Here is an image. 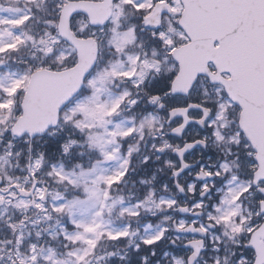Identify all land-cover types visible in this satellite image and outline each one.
Listing matches in <instances>:
<instances>
[{
  "label": "snow or ice",
  "instance_id": "6c2138e0",
  "mask_svg": "<svg viewBox=\"0 0 264 264\" xmlns=\"http://www.w3.org/2000/svg\"><path fill=\"white\" fill-rule=\"evenodd\" d=\"M57 7L60 9L58 19L45 20L44 23L48 27L43 35L37 38L27 32L17 34L16 30L23 28L36 18L37 13L45 10L43 0H26L24 7L17 8H5L0 5V11L12 12L15 17L13 19L0 17V57L18 51L29 42L45 56L56 52L62 40L70 41L71 47V51L56 56L55 67L41 63L29 67L19 75L10 73L0 77V131H7L10 128L14 136L23 135L25 132L30 136L36 133L43 134L50 125L57 126L63 120L65 124L71 123L84 133L89 147L98 149L105 161L121 159V143L136 134L143 139L145 128L152 129L156 117L148 113L143 115L138 123L133 122L132 127L124 128L122 124H116L109 130L107 126L112 123V117L118 114L122 104L127 101L129 108H132L138 101L132 98V93L127 89L111 102L102 101L100 97L107 91L106 84L114 79H121L130 81L134 88L140 90L150 74L160 76L165 72V75H170L171 78L167 81L169 87L163 96L177 92L188 95L193 82L203 74L204 78L216 85L218 103H189L187 107L171 108L170 117H183V122L175 126L173 131L180 133L189 122V109H200L202 116L198 123L207 125V128L212 130L211 136L217 141L225 140L224 129L229 128L231 133L229 141L241 147L243 154L251 160L250 179L235 189L229 188L219 204L215 205L214 211L206 213L209 223L194 227L186 226L181 220L176 231L206 234L211 228L219 230L223 227L225 235L229 232L232 237L246 234L245 247L252 246L257 252L254 264H264V220L253 219V215L261 217L264 216V212L257 211L244 215L241 207L244 194L253 186L255 191L264 193V0H117L116 3H113V0H103L102 4L95 5L89 0H62ZM77 9L87 11L94 24H104L109 16L112 17L115 27L112 28L113 35L109 44L117 55L127 57L129 67L122 70L125 61L117 60L91 79H87L91 95L61 115V106L85 83L86 73L95 62L98 52L95 33L88 36L77 35L70 28V19H75L72 14ZM126 11L134 12L141 17V23L146 28L151 26L155 29L150 33L151 42L161 49L162 55L155 48L151 50V55L143 49L135 54L128 53L127 49L136 44L137 25L132 24L126 31H118L119 20ZM162 13H166L163 18ZM80 32L83 33L84 29L81 28ZM2 63L3 60L0 59V64ZM147 100L160 108L165 107L160 94L148 93ZM96 128L103 131L97 133L94 131ZM198 142L204 143L203 140ZM75 143H77L75 140L65 143L62 146L63 151L68 153ZM110 145L115 147L112 151H107ZM186 147L192 148L193 144ZM156 150L162 151L161 148ZM132 154L133 149L129 148L127 156L131 157ZM43 160L41 154L35 161L34 168L30 170L33 177L32 187H35L36 171L41 168ZM129 162L127 157L124 158L122 170L109 176L97 175L91 183L83 182L81 178L94 173L96 165L91 169H81L79 173H65L62 168L58 170L55 166L48 172V175L53 176L58 183L66 181L73 187H82L83 192V198L76 197L64 204L52 205L51 212L57 215L67 214L71 218L74 209L80 205H85L89 201L100 204L91 222L73 220L72 223L79 231L64 234V239L71 244L75 245L77 241H81L88 246L67 253L74 258L71 264H90L87 257L94 254L93 250L100 239L118 241L129 235L127 229L118 232L107 230L103 221L105 210L110 213L116 203L115 201L113 205L106 203L110 199V190L113 185L124 179ZM220 169L228 173L231 168L229 164L224 163L220 165ZM213 174L220 177L221 170L204 171L206 177H212ZM7 179L9 183L0 188V193H7L15 198L16 193L9 191L10 188H15L25 196L32 194L30 188L12 182L10 177ZM237 179V175H232L228 182L231 184ZM101 183L105 185L103 189L100 188ZM209 191L208 184H204L203 192ZM47 194L46 188L37 189L32 201L19 200L15 207L27 208L29 204H33L51 218V212L43 203L35 202L36 198L44 201ZM53 199L64 197L63 194L57 193ZM5 202L11 201H6L5 196L0 195V203ZM164 203L168 208H172L175 201H161V204ZM139 207V204L136 205V208ZM192 208L202 210L205 204L200 201L194 203ZM258 208L264 210V198L258 197ZM181 211L186 212L187 209L182 208ZM120 215L135 218L140 212L124 208ZM195 223L193 221V225ZM22 224L23 221H20L19 224L12 225L13 230ZM89 234L92 238H88ZM164 235L165 232L161 231L156 236L143 240V244L154 245ZM20 242L21 237H17V245ZM188 245L194 251L187 257V261L188 264H193L203 246V240L192 239L188 241ZM65 247L67 248V245ZM31 253L23 257L17 253L18 264H39V253L34 244L31 246ZM112 255L114 253H105L107 257ZM8 259L12 264H17V260H13L12 256ZM43 259L48 264H66L63 260H57L54 252H50ZM101 260H104V257L98 256L97 261ZM171 260L172 264H185L181 258L172 257ZM247 261V256H243L239 264H247ZM214 264H221V258L217 257Z\"/></svg>",
  "mask_w": 264,
  "mask_h": 264
},
{
  "label": "rangeland",
  "instance_id": "374dc122",
  "mask_svg": "<svg viewBox=\"0 0 264 264\" xmlns=\"http://www.w3.org/2000/svg\"><path fill=\"white\" fill-rule=\"evenodd\" d=\"M26 0H0V5H3L5 8H17V7H22L20 6V4L22 2H25ZM0 17H8L9 19H13L14 14L12 12L9 11H0ZM124 17V16H122ZM120 18L119 20V28L118 31H126V30H121V26H122V19ZM133 16L128 17L127 21L132 22L133 20ZM135 20V19H134ZM76 23V28L79 30L83 28L84 32L82 33L85 36L91 35L90 32L91 30L89 29L88 26V22L87 20H85L84 18L80 17L78 19L75 20ZM47 26V25H46ZM115 27V25H113V23L111 22V25L108 26V28L104 31V32H97L98 34H102L104 35V37H107L108 41L110 40L111 36L113 35L112 33V28ZM17 34H19L21 31H19L18 29L16 30ZM81 33V32H80ZM94 32H92L93 34ZM95 34V37L98 34ZM30 35V34H29ZM35 37H39V36H35ZM143 37V36H142ZM7 39V38H5ZM107 39H104L105 41ZM147 39L144 38V44L146 43ZM30 47L31 44H30ZM109 50L113 49L114 53L115 49L110 46L109 44ZM139 47V45H138ZM153 48H157V52L160 53L162 55L161 49L158 48L157 45H155L154 43L150 42L148 45V49L144 50L147 51L149 53V55H151V50ZM36 49V48H35ZM139 49H141L139 47ZM37 50V49H36ZM138 50V48H137ZM142 50V49H141ZM67 51H71L70 47H62L59 49L60 54L61 53H67ZM74 54V53H73ZM129 54H133V53H129ZM51 55V54H50ZM117 60L120 61H125L124 63V68L122 70H127L129 65L127 63V57L124 55H118L117 59L114 61L116 62ZM113 62V63H114ZM112 63V61H111ZM102 71V70H101ZM99 71H97L92 77H94ZM10 73H16V74H21L18 72L13 71L11 66H8L6 62L3 61L2 64H0V77L5 76V74H10ZM165 72H162L160 76H155V75H149L148 78L145 79L144 81V85L143 88L140 90H137L138 94L137 96L140 97V100H138V97H136L138 104L136 106H133L132 108H129V105L127 103V101H125L124 104H122V108L119 110L118 114L115 115L114 117H112V123L108 124V129L112 130L116 124H122L124 128H128V127H132L133 126V122H139V120L142 118L143 115H146L148 113H152L153 116L156 117V113H154L156 111V109H152L149 107L148 105V100L145 101L143 99L144 95L146 92H149L151 94H161L164 90H165V80L166 78H171L170 75H165ZM91 77V78H92ZM90 78V79H91ZM119 81V82H117ZM119 83V88H118V92H117V83ZM157 85H160V88H157ZM129 87L126 86V80H121V79H114L112 80L111 83L106 84V88L107 91H105L100 99L102 101H109L111 102L112 100L116 99V97L122 93L123 90L127 89L129 91H131L134 87L132 86L131 83L128 84ZM113 89V90H112ZM202 89H199L197 92V95L201 96L204 94V91H206V93L208 92V94H211V92L209 91V89L207 87H204ZM115 90V91H114ZM91 95V89L88 88L87 91L85 92V94L78 98L77 100H75L73 102V104H71V107L75 106L76 103L80 102L81 100H84L86 97ZM140 106L139 108L137 106ZM137 109V110H135ZM133 111H135V115H133ZM139 116V119H138ZM95 132L100 133L103 130L96 128L94 129ZM191 133H195V130H191ZM211 136V134H210ZM133 137H136L137 141L139 142L138 147H137V151L141 150L140 146L144 144V138L140 139L139 135L136 134ZM118 139V138H117ZM131 138L126 139V142L124 144H121V148H120V156L121 159H114V160H108L105 161L104 158L102 159V161H100V163H96L95 165L96 167V171L94 173H92L90 176L88 177H83L81 178L83 182L86 183H91V180L95 179V177L97 175H104V176H109V175H113L116 171H120L122 170L121 168V164L123 162L124 158H129L127 156L128 153V149L132 148L131 144L128 143V141ZM227 140V139H225ZM234 146V144L231 143V147ZM115 147V145H110L107 147V151H112V148ZM148 149H151V144H149ZM230 148V147H228ZM96 149V148H95ZM98 152L99 150L96 149ZM100 153V152H99ZM133 156L135 155V153L132 154ZM101 157V156H100ZM103 157V156H102ZM147 157V156H146ZM144 157V164L147 160H145ZM132 158V156L130 157ZM147 159L149 160V157H147ZM217 160H220L219 156L217 155L216 159H213L212 162V168L211 169H215L217 163L224 164L227 163L229 164L230 168L235 171L236 169L231 165V161H230V154H227V152L224 154V159H221V162H217ZM249 162V160H248ZM233 163V162H232ZM220 165L216 168V170H221L220 169ZM58 170H60L62 168L63 172L65 173H79L80 171H66L64 169V167L62 166V164H56L54 165ZM155 169L154 167L151 168H145V170L142 173H138L136 174V169H131V176L129 175L128 178L126 179V182L124 185H122V187L118 190V193L120 196H111L110 195V199L108 201H106V203L108 205H113V201H115L116 203L113 205V210L109 213L107 210H105L104 215H103V221L105 222V227L107 230H111L113 232H118V231H123L125 229L128 230L129 235L127 237H122L119 239V241H123L121 243V246H117L114 245L116 244L115 241H110V240H104L105 243L102 247V254H100L99 250L94 249L92 255H89L87 257V259L90 261V264H170V261L172 259V257H176L179 258L181 256L184 255V250L182 247H177V245H182L186 242L185 238L180 237L177 233H175L174 229L168 228L167 227V222H163V216L164 215H170V211H172V208L176 205L177 201L178 202H182L181 206H183V204H188V201L185 202L182 197L181 198H177V201L171 199V198H163V196H168V187H167V183H166V178H167V174H163L161 173L160 177L158 175H156V173L154 172L153 175H156L155 180H153V182H155L156 180L162 185L163 189L161 191V195L162 197L156 201L159 202L161 204V201H175V204L172 208H168L167 204H161L162 206L166 207L168 209L167 213H160L159 210H154L152 207L153 202H146L145 198L143 197L144 195H146V193H137V189L135 188L136 186H139L138 191H141V189L144 187V189L147 191L148 187L146 185V179L148 178L149 175V170L150 169ZM197 172V170H195ZM194 172V173H196ZM193 172L189 173L190 176H188L189 178L194 174ZM225 175H228V173H225ZM141 176V177H140ZM166 176V177H165ZM140 177V178H139ZM237 177L238 179L235 182H232L231 184L225 180L222 177H218V179H216L215 181H210L207 183H203L200 186H197V182L196 181H190L189 183H194L196 185V191L193 192L192 194L189 195H195L200 194V189L203 187L204 184H208L209 188H214V192L211 195H208L207 198H205V200H195L193 199V203H197L200 201H203L205 206H207L208 211H214L215 205H218L220 201V199L224 196V194L229 190V188H237L238 185H240L242 182H247L245 180V178L241 177L238 173H237ZM11 178H13L11 176ZM75 178V177H73ZM6 185L9 183L8 179H5ZM183 180V182H182ZM180 180L179 182L182 183L183 186H186L189 183H184V179ZM12 181V180H11ZM133 181L134 184L131 185L129 184V187L132 189V191L134 193H137L139 195H124V190H125V186L128 185V182ZM186 182H188V180H186ZM66 184H68L65 181ZM211 185V187H210ZM69 186V193L72 196L71 198H68L64 195V193L61 192H54V191H50L48 194V197L46 198V202L50 209L52 205H59V204H64L69 200H72L76 197L79 198H83V192L82 189H76L74 187H72V185L68 184ZM172 186L175 189V185ZM105 187V185L103 183L100 184V188L103 189ZM40 189V188H38ZM116 189V187H115ZM171 189V188H170ZM57 193H61L63 194L64 199H58V200H54L53 196L56 195ZM176 193L177 190H176ZM0 195H2L0 193ZM153 195L155 196V193H153ZM141 197V198H137V197ZM101 197H102V193H101ZM245 197H248V199L246 200ZM243 198V200L247 201V205H245L246 202L242 201V209H244L245 207L248 208L249 211L252 210L253 206H257L258 205V196L256 194V192H252L249 196H245ZM197 199V198H196ZM11 201L10 203L5 202L2 205H0V219H4L5 217H7L8 214H10L13 209L16 210L17 212L20 211H24L26 208H17L15 207V205L17 204V202L19 200H24L26 202H29L30 200H26V199H21V198H13L11 196H9L6 201ZM37 203H43V201H40L37 198ZM45 203H43L45 205ZM140 205L139 208H136V205ZM31 204H29L30 206ZM29 206L27 208H29ZM100 208V204L98 202L95 201H89L87 204L85 205H80L78 206L76 209H74V213L71 216V218L69 217L68 223L71 225L73 224L72 221L76 220V221H84L85 223H89L92 221L93 216L95 214V212L97 210H99ZM124 208H130L136 211H139L141 215H139L138 217L135 218H131L128 217L127 215L121 216L120 212L122 209ZM39 210L38 213L40 215L36 216H40L43 214V211H41V209H37ZM176 215L174 217V219H179L180 221L183 220L185 222V225L191 224L193 223L194 220H192L193 218H188V217H184L181 218L179 216L178 210L175 211ZM255 213V212H254ZM253 213V214H254ZM25 214V213H24ZM67 216V214H62V215H57L55 214L56 218L59 217H64ZM19 216V214H18ZM26 218H23L22 220H24L25 222H28L26 220H30V221H35L34 217H32L29 219L28 215L25 214ZM39 218V217H38ZM152 220H151V219ZM258 217H255V215H253V219H256ZM118 219L122 220L120 221L121 223L118 222ZM40 221V219H38ZM23 221V222H24ZM55 222L57 220H54ZM208 220H197L195 221L196 225L199 227L201 224H205V222H207ZM29 223V222H28ZM120 224V225H119ZM75 226V225H74ZM68 225L65 224L64 222H61V220H59L58 222H56L54 224V231L55 232H60L62 239H64V234H74L75 232L79 231V229L75 227H72L71 229L67 228ZM161 231L165 232V235L161 238V240L157 241L154 245H144L143 244V240L145 239H149L152 238L154 236H156L158 233H160ZM225 231V229H223L222 231H213L210 232V237L207 239V244H209L208 246V250L202 255L203 259V264H213L211 257H213L214 255L217 257H220V255H222L223 253H227L228 250H225V248H227L225 239L223 237V232ZM24 237L27 236V229L26 227H24ZM242 236H246V234L242 235ZM217 237H219V239H217ZM88 238H92V235L89 234ZM189 238V237H188ZM191 239V238H190ZM67 241V240H66ZM118 241V242H119ZM69 242V241H68ZM176 243V246L173 244ZM77 247H74L75 249H85L88 246L84 243H82L81 241H77L75 244ZM98 245V244H97ZM37 248V247H36ZM74 250V249H73ZM131 250V257H127L124 253H127ZM37 252L39 253V260L40 263L39 264H48V262H46L43 257L48 256L50 253L45 252L44 250H38ZM106 252H111L114 253V255H112L111 257H107L105 256ZM104 257V260L101 261H97V257ZM55 258L57 260H63L66 262V264H71L72 259H74L73 257L70 256H66L64 259H60L59 257H57L55 255ZM123 258V259H121ZM145 258L146 261H145ZM241 258V257H240ZM215 262V261H214Z\"/></svg>",
  "mask_w": 264,
  "mask_h": 264
},
{
  "label": "trees",
  "instance_id": "16d2710c",
  "mask_svg": "<svg viewBox=\"0 0 264 264\" xmlns=\"http://www.w3.org/2000/svg\"><path fill=\"white\" fill-rule=\"evenodd\" d=\"M60 3H62V0H43L45 10L37 13L36 18L32 19L30 22L25 24L23 28H19L18 30L21 32H27L28 34L33 36L43 35L44 30L48 27L46 26L44 21L49 19H58V13L60 9L57 7V5ZM25 5L26 1L20 4V6L22 7H24ZM80 17L86 20L83 15L76 16L75 19H73L72 26L77 35H83L75 27V20ZM30 44L31 42H29L26 46L21 47L18 51H14L9 55L0 57V59L6 62L8 66H11L13 71L23 73L29 67H35L37 64L41 63L53 65L54 67L57 66L56 56L60 55L59 49L62 47H67V45L62 40L61 44L57 46L56 52L51 55L45 56L42 52L37 51L33 47H30ZM73 55H75V53ZM227 131H230L229 128L227 129ZM72 140L77 141V143L72 145L68 153H65L62 146ZM237 151L238 150L234 148L235 154L237 153ZM8 153L11 154L8 155ZM41 154L43 155L44 160L42 162L41 168L36 171V179L41 185L48 187L50 191H59L61 193H64V195L68 198L72 197L69 193L68 184H66L65 182L58 183L53 176H49L48 172L51 170V168L56 164H62L66 171H80L81 169H90L93 163L100 158L99 152L95 148L89 147V143L85 134L81 133L76 127L73 126V124H65L63 120H61L59 126L56 129L47 132L44 136L35 138L33 141L29 140L28 137H14L11 129L9 128L7 131H0V157L3 158L0 159V176L3 177L4 185L6 186L7 182L5 179L8 177L11 178L12 176V182L19 183L25 188H30L31 179L29 178V165L31 164L32 168H34L35 161L41 157ZM161 163L162 161L155 164L148 161L144 164V168L139 172L142 173L145 168H157ZM231 165L236 169L237 173L244 176L246 181L250 179V171L247 172L248 169L242 173L236 163L231 162ZM154 172L155 169L153 168L149 170V175L146 181L152 179V174H154ZM127 175L124 177L123 184L116 186V190L115 185H113V187L111 188V193H118V190L122 187V185L125 184L126 179L128 178ZM158 176L160 177L161 175L158 174ZM129 184L133 185L134 182L130 181L128 182V185L125 186V196H137L141 193H146L144 187L141 189V191H138L139 186L135 187L137 189L136 192L139 194L134 193L129 187ZM152 186L159 189L160 192L163 189L162 185L157 180L153 182ZM256 194L259 198H262V196L258 192ZM44 207L48 209L49 212H51L48 204L44 205ZM38 211L39 210L33 209L30 205L29 208H27V212L25 214H27L29 219L31 218V220L32 217H34L35 221L26 220L29 223L25 222V224L20 225V227L16 228L15 230H13L12 225L19 224L20 221H24L22 220V218H25V214L14 213L10 215L9 218H4L3 220L0 219V257H2V259H0V264H12V261L8 259L9 256H12L13 260H17L18 264L17 253L20 257L31 255V246L33 244L36 245L39 251L44 250L48 253L54 252L55 255L60 259H64L69 251L75 249L74 247H77L76 245L63 240L60 232L54 231V224L59 220L67 224L68 229L74 227L72 224L70 225L68 223V215L56 218V213L51 212V218H48L47 214L43 212L40 217L36 216V214L40 215ZM38 219H40V221ZM54 220L57 221L55 222ZM24 227H26L27 229V236L25 237L23 232ZM17 237H21V242L19 245H17ZM246 241L247 235L241 236L240 240L235 244L239 256L248 255L250 257V250H247L245 247ZM115 242L116 244L114 245L121 246V243L123 241ZM65 245H67V248L65 247ZM103 245L104 243L102 238L99 240L98 245L95 248L99 250L100 254H102ZM225 250H228V246L227 248H225ZM124 254L127 257L132 256L131 250Z\"/></svg>",
  "mask_w": 264,
  "mask_h": 264
},
{
  "label": "clouds",
  "instance_id": "9594fccd",
  "mask_svg": "<svg viewBox=\"0 0 264 264\" xmlns=\"http://www.w3.org/2000/svg\"><path fill=\"white\" fill-rule=\"evenodd\" d=\"M149 92H146L143 99L145 101H147V95ZM162 99L163 96H162ZM208 103V104H216L218 103V97L217 95H210L208 93H205L203 95H201V103ZM165 104V103H164ZM157 106V105H155ZM138 108L140 107L139 105L137 106ZM166 107V105H165ZM164 108H159V110H163ZM156 109V108H155ZM171 110V109H170ZM170 110L168 112V115L165 116L163 114H161L160 112H154L156 113V122L153 126L152 129H148L145 128L144 131V144L140 146L139 151H137V147L139 142L137 141L136 137H132L128 143L131 144L132 149H133V153H135V155L132 157V161H131V165L133 169H136V174L139 173V171H141L144 168V157H149L150 158V162H152L153 164L157 163V162H161L159 167L155 168V173L156 175L158 174H169L171 177L174 178H179L181 173L185 170L188 169L190 167L188 162H185V155L186 153H188L191 149L194 148V146L199 145V146H204V147H208L212 150H214L216 152V154L219 156L220 159H224V153L227 151L228 147H231V142L229 140H224V141H217L215 139L214 136H204L202 138L196 139L193 138L192 143L189 142H183V143H176V142H170V139L168 138L169 135H174L175 137H180L182 135V133L185 130V126L182 129V131L180 133H176L173 131V128L175 126H172V124L170 123V121L173 120V118L176 117H170ZM139 119V116H138ZM189 120H193V118L190 116ZM151 138H157L155 141H152ZM203 140L204 143H199L198 141ZM151 144V150L148 149V145ZM188 144H193L192 148H187L186 145ZM157 148H161L162 151H160V155H157ZM170 154H176L179 157V160L177 163H174L170 158L169 155ZM193 164L196 163L195 160L192 161ZM220 165V163H217L216 168ZM215 169H210V168H206V167H201L199 169V171L196 173V177L198 180L203 181V183H207L208 182V177L204 176V171H208V170H212L213 172L216 170ZM156 175H153L152 179H149L146 181V185L148 186V190L146 191V195H144L143 197L145 198L146 202H153L152 207L154 210H159L160 213H167L168 209L166 207H162V205L158 201L162 195L159 189L153 187V180H155ZM232 175H237V173L235 171H233L232 169H230V171L228 172V175H225V172L222 170L221 171V176L222 178H224L225 180L229 181L231 180V176ZM131 176V174H130ZM213 177L216 178V176L213 174ZM211 187V185H210ZM175 188L178 189L179 193L185 194L186 196L188 194H192L193 192L196 191V185L194 183H189L187 185V187H184L182 185V183L177 182L175 184ZM192 189V191H189V189ZM153 193H156V195L154 196ZM206 193L203 192V187L200 189V196L204 197ZM137 198H141V197H137ZM163 198H171L175 201H177V199L169 196H163ZM188 199H194L193 196H188ZM245 199L247 200L248 197H245ZM219 202V201H218ZM182 202H178L176 203V205L172 208V211H179L182 212L181 209H187L186 212H182V213H193V214H201V213H207L208 212V208L207 206H205L204 209L202 210H197L194 209L190 206H188V204H183V206H181ZM157 205H159V207H157ZM257 211H262L264 212V210L259 209L256 205L252 207V210L249 211L247 207H245L244 209H242V213L244 215H250L253 214L254 212ZM131 219V218H129ZM257 220H264V216L258 217ZM163 222H167V227L174 229L175 225H176V219H174V217L172 215H164L163 216ZM217 230V229H216ZM223 227H221V229L217 230V231H222ZM188 232V231H185ZM244 235H237L235 237L231 236V233L229 232L227 235L224 234L223 232V237L226 238L225 242L228 246V252L227 253H223L222 255H220L221 258V264H239L240 262V256L237 253V249L235 247L236 242H238L240 240V237ZM206 246V238H205V242L203 243V246L205 248ZM201 247V248H202ZM192 254V250L191 249H185L184 250V255L179 257L181 259H183L185 261V264H188L187 261V257L189 255ZM198 257H201V255L197 256L195 258V260L193 261V264H203V257H201L200 259H198ZM216 259V256L214 255L213 257H211V260L214 264V261ZM170 264H172V260L170 261ZM247 264H251V258L247 261Z\"/></svg>",
  "mask_w": 264,
  "mask_h": 264
},
{
  "label": "flooded vegetation",
  "instance_id": "af4514ba",
  "mask_svg": "<svg viewBox=\"0 0 264 264\" xmlns=\"http://www.w3.org/2000/svg\"><path fill=\"white\" fill-rule=\"evenodd\" d=\"M165 15H166V13L161 14L162 18H163ZM127 18H128V16H125V15H124V20H122L121 23L125 22V21L127 20ZM141 19H142L141 17H138V16L136 15V16H135V21H132V22H131V25H132V24H136V25H137V29L139 30V32H140L141 35L146 36V35L148 34L149 36H151V35H150L151 31L145 28V26L141 23ZM166 23H167V21H165V24H166ZM141 29H143V31H141ZM132 49H133V48H132ZM132 49H131V50H132ZM131 50H128V52L131 51ZM113 53H114V52H113V49H111V50L108 49V50H105V51H104V56L102 55V58H101V60H100V64H101L100 67H101V68L105 69L106 67H108V66L111 64V61L114 62L115 57L113 56ZM105 60H106V62H104V64H103V61H105ZM165 67L167 68V66H165ZM170 77H171V76H170ZM169 79H170V78H169ZM169 79L167 78V81H168ZM167 81L165 80V86H167ZM117 82H119V81H117ZM117 82H116V83H117ZM126 83H127V81H126ZM205 83H206V82H205ZM116 85H118V87H119V83H117ZM136 91H137V89H133L132 91H130V92L132 93V98H136V97H138V96L136 95ZM196 92H198L197 89L195 90L194 93H196ZM138 100H140V97H138ZM137 104H138V103H137ZM161 112H163V114H165V115L167 116V114H166L165 111H161ZM193 115H195L196 118H200V117L202 116V112H197V113H194ZM191 130H195V132H197L201 137H196L195 134H193V133L190 134L191 131H189L190 137H188V138H184V139L179 140V141L177 140V143H183V142H185V141H186V142H192V141H193V138L199 139V138H202V137L206 136V134H205L203 131L207 130V128L204 129L203 131H198L197 127L193 126V127L191 128ZM208 151H210V148H208V147H205V148H198V149H196L194 152H192L191 154L187 155L186 160H187L190 164L194 165L192 169L195 170V169L198 167V166H197L198 163H200V168H201V167H206V168H207V165H208L210 162H209V161L206 162V161H205V158H204V160H202L201 157H203V156L206 155L207 160H208L209 158H211V155H210V154H207ZM241 151H242V149H241ZM169 156H170V158H171L173 161L177 162V157H176L174 154H170ZM193 160L196 161L195 164L192 163ZM194 170H193V171H194ZM194 172H196V171H194ZM188 176H190L189 173H187L186 176L184 175V176H183V177H184V180L188 179V178H189ZM194 177H195V174L192 175V178H194ZM189 200H190V201H191V200L193 201V199H188V201H189Z\"/></svg>",
  "mask_w": 264,
  "mask_h": 264
},
{
  "label": "water",
  "instance_id": "95a60500",
  "mask_svg": "<svg viewBox=\"0 0 264 264\" xmlns=\"http://www.w3.org/2000/svg\"><path fill=\"white\" fill-rule=\"evenodd\" d=\"M115 1L116 0H113V3H115ZM91 4H102L103 3V0L102 1H99V2H95V1H89ZM78 14H83V15H85L87 18H88V20H89V24H90V26H92V27H94V28H98V27H103V26H106V25H108V23L110 22V20H111V16H109L108 17V19L105 21V23L104 24H99V23H92V21H91V16H90V14L87 12V11H85V10H83V9H77L76 11H74L73 12V17L74 16H76V15H78ZM71 22H72V19H70V28H71V30H72V27H71ZM149 27H151V26H149ZM152 28V27H151ZM73 31V30H72ZM69 46H70V41H66V40H64ZM98 55H99V49H98V52H97V55H96V59H95V62L93 63V65H92V67L89 69V71L86 73V77H85V81H86V79L88 78V76L90 75V73L92 72V70L94 69V67L96 66V63H97V61H98ZM200 76H203V74H201ZM200 76H198L197 77V79L193 82V84H192V86H191V88L189 89V93H188V95L190 94V92H191V90L193 89V87H194V85H195V83L197 82V80H198V78L200 77ZM210 83L211 84H213L211 81H210ZM84 85H85V83L84 84H82L81 85V87H80V89H78L77 90V92H75V93H73V95L71 96V97H69V99L67 100V101H65V103H64V105H62L61 106V112L63 111V109L82 91V89L84 88ZM214 85V84H213ZM173 95H183V96H188V95H185L184 93H182V92H177V93H175V94H173ZM192 110H200V109H196V108H192V109H189V113L192 111ZM201 111V110H200ZM175 119H183V117L182 116H178V117H176V118H173V120H175ZM172 120V121H173ZM172 121H170V123L172 122ZM192 123H196V124H198L199 126H201V127H204V125H200L199 123H198V120H189V122L185 125V130H184V132L182 133V135L180 136V137H182L183 135H184V133H185V131H186V129H187V127L190 125V124H192ZM58 126V125H57ZM57 126H49V129L47 130V131H45L43 134H40V133H36V134H34V135H29L27 132H25L23 135H20V136H15V137H17V138H20V137H23V136H25V135H27V136H29V138L31 139V140H33V139H35L36 137H38V136H42V135H44L46 132H48L49 130H51V129H54V128H56ZM174 136V135H173ZM196 147H198V145H196V146H194V148L193 149H191L188 153H190V152H192ZM187 154V153H186ZM192 166L190 165V167L188 168V169H190ZM188 169H185L182 173H184L185 171H187ZM181 173V174H182ZM2 182V179H1V177H0V183ZM37 185H38V183L35 181V187H32V189H31V193L32 194H30V195H27V196H25V195H23V194H21L20 193V195L22 196V197H24V198H32V200L34 199V193H35V190H36V188H37ZM263 195H264V193H262ZM47 196V195H46ZM45 200H46V198H45ZM44 200V201H45ZM34 206V205H33ZM184 214V213H183ZM202 214H193V216H201ZM180 233H183V234H193V232H180ZM194 234H197V235H200L201 237H205L206 236V234H201V233H199V232H195ZM203 243H204V241H203ZM188 246H190V245H188ZM191 247V246H190ZM249 248H251V249H253L254 251H255V253H256V257H257V252H256V249L254 248V247H252V246H248ZM205 250V248L204 247H202L201 249H200V253H199V255H201V253L203 252ZM198 255V256H199ZM198 259H199V257H198Z\"/></svg>",
  "mask_w": 264,
  "mask_h": 264
},
{
  "label": "bare ground",
  "instance_id": "6f19581e",
  "mask_svg": "<svg viewBox=\"0 0 264 264\" xmlns=\"http://www.w3.org/2000/svg\"><path fill=\"white\" fill-rule=\"evenodd\" d=\"M260 195L262 196V193H260ZM251 259H252V261L254 262L255 259H256V254H253Z\"/></svg>",
  "mask_w": 264,
  "mask_h": 264
}]
</instances>
